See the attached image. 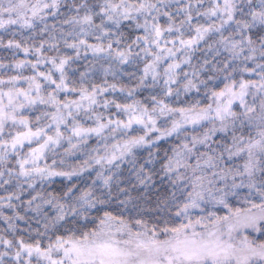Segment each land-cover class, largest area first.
Instances as JSON below:
<instances>
[{
  "label": "snow or ice",
  "instance_id": "snow-or-ice-1",
  "mask_svg": "<svg viewBox=\"0 0 264 264\" xmlns=\"http://www.w3.org/2000/svg\"><path fill=\"white\" fill-rule=\"evenodd\" d=\"M0 264H264V0H0Z\"/></svg>",
  "mask_w": 264,
  "mask_h": 264
}]
</instances>
